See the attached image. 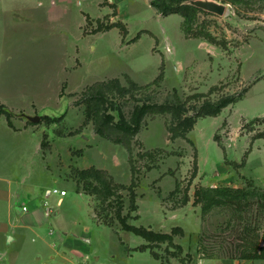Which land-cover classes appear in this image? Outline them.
<instances>
[{"label":"rangeland","instance_id":"1","mask_svg":"<svg viewBox=\"0 0 264 264\" xmlns=\"http://www.w3.org/2000/svg\"><path fill=\"white\" fill-rule=\"evenodd\" d=\"M215 1L226 4L224 14L199 8L191 22H185L189 32L183 31L187 39L199 38L209 49L199 45V40L183 38L184 17L181 20L180 13L159 17L148 0H132L126 14L129 33L125 41L119 26L108 33H91L85 41L92 40L97 48L85 49L82 64L69 73H63L56 65L55 56L45 55L44 46L58 43L59 32H42L38 20L27 12L5 15L0 21V94L8 105L16 108L12 118L15 125L26 123L33 129L19 135L29 139L30 150L33 139L41 136L44 163L53 178H68L70 167L76 178V168L94 166L107 171L104 178L114 193L108 195L106 185L102 190L97 188L100 182L95 177L77 182L79 188L90 191L99 223L86 214L83 201H89L88 195L81 198L72 194L74 200L61 207L64 211L61 225L76 232L81 233L86 218L90 219L92 241L85 244L84 251L92 257L77 264H264L262 259L241 260L225 255L227 239L233 236L229 229L222 228L226 227L231 213L218 207L203 214L199 201L198 191L202 186L264 189V0ZM114 10L113 16L116 7ZM110 15L103 29L111 23ZM118 21L126 27L123 20ZM34 26H39L35 34L30 32ZM89 28L92 29V21ZM137 34L139 37L133 40ZM19 42L13 50L12 45ZM64 51L63 60L68 59ZM9 53L13 59L7 57ZM194 56L198 68L192 61ZM180 62L187 64L185 68H180ZM162 64L164 78L156 82ZM129 69L135 80L124 73L117 78L119 86L126 90L115 88L108 93L110 101L118 107L110 110L116 119L119 112L130 119L135 106L145 101L174 103L192 115L204 101L239 93L243 97L217 115L198 116L185 134L172 130L178 123L172 112L147 113L132 139L131 155L125 145L95 131L93 117L87 118V104L83 100L85 89L95 80L110 79L111 75ZM69 75L72 83L59 79ZM26 110L34 112L31 115H40L41 119L27 123L21 115ZM46 115L64 117L49 121L42 117ZM4 156L0 162L4 171L23 169L15 148L8 149ZM48 179L49 176L37 177L36 181ZM8 180L2 179V185L16 195L18 186H9ZM65 186L69 189V182ZM132 193H135V206ZM23 202L25 199L20 204ZM49 206L55 207L54 202ZM119 210L121 215L128 214L129 223L158 232L172 233L175 227L180 228L173 233V241L182 245L181 255L185 260L176 256V248L168 246V241L155 243L154 251L160 255L159 259L150 248L134 249L149 241L123 228ZM249 211L251 217L259 212L257 205ZM3 215H0V227H7ZM49 224L48 228L55 233L58 223ZM217 232L218 238H213ZM202 235L209 251L215 253L213 257L199 251ZM53 242L47 232H33L23 245L10 248L3 264H49L51 254L59 248ZM13 252L21 255L13 259Z\"/></svg>","mask_w":264,"mask_h":264},{"label":"crops","instance_id":"2","mask_svg":"<svg viewBox=\"0 0 264 264\" xmlns=\"http://www.w3.org/2000/svg\"><path fill=\"white\" fill-rule=\"evenodd\" d=\"M105 1H108L107 4L103 3ZM131 1L132 0H0V21H2L5 15H10L11 17L27 12L30 17L34 15L38 20L42 32L49 33L55 30L59 32L61 35L60 41L50 46L45 45V55L55 56L57 59L55 61L57 63L56 65L61 67L63 73H69V71L77 69L82 64L81 56L85 49L95 50L97 48V45H94L92 40L87 39L85 41V37H89L91 33H95L94 29H96L100 22L104 25L107 21V15L111 14V25L108 24L110 26L96 32L108 33L114 27L119 26L115 23L119 22L118 20L121 19L126 25L127 34L129 33L126 14L129 13L128 6ZM151 1L152 0H148L149 4L155 9L157 15L159 17L164 16L151 4ZM114 4L116 6H114ZM115 7L116 15L113 16L112 13L115 12ZM172 13L179 14L177 12ZM90 21H92V29H88ZM39 26L31 27L30 32L34 34L37 33ZM119 31L121 32L120 26ZM121 35L123 36L122 33ZM126 36H123V42ZM182 36L187 41L199 40V45H205L208 49L210 47L199 38L187 39L184 36L183 29ZM19 44L20 42L16 45H12L11 48L15 50ZM64 49H66V52ZM63 51L64 55L66 53L68 59L65 58V60H63ZM210 52L211 51L208 50V53ZM11 55L12 53H9L7 57L13 59V55ZM195 59H197L196 56L193 57L192 61L194 62ZM194 63L198 68L197 62ZM179 65L180 68H185L187 64L180 62ZM207 66L208 65H206V67ZM124 73H128L130 77L134 79L132 69H129V72L124 71L116 75H111L109 78L119 77ZM70 76L71 75L66 78H62L61 76L59 79L61 82L68 80L72 83L73 80H70ZM102 79L105 80L107 78L97 80ZM0 103L5 104L6 107L14 113V116L16 115V108L8 105V102L4 99L2 94H0ZM32 111L35 110L33 109ZM32 111L26 110L24 113H34ZM25 119L28 123V119L26 117ZM28 130L33 129L27 126L26 123L19 126L15 125L13 122L12 126L6 114L0 115V162L5 159L4 153L8 149L15 148L19 154L18 160L22 161L21 167L23 168L21 170L13 168L11 171H4V169L0 167V215L4 214L2 217L7 223V227H0V264L5 262L11 247L23 245L25 239L33 232H47L53 237V243L59 244V248H55L51 254V261L49 264H77L80 261H87V259L92 257L89 253L84 251L86 248L85 244L92 241V232L90 231L91 224H89L90 219L88 218L87 220L86 218L83 224L84 230L81 233L76 232L72 230L70 226L61 225L64 218L62 215L64 211L61 207L74 200L72 194L76 193L77 196H81V198L84 195H88L90 197L89 201H85V199L83 201V205L86 206V211L88 212L86 214L99 223L92 205V195L78 188L77 181L72 176L71 167L68 178H53L52 171H48L44 163L45 159L43 158L44 153L42 150L41 136L33 139L35 141H33V148L30 150L29 139L23 137V135H19L28 132ZM13 133L18 135H14ZM32 173L35 175L32 176ZM47 176H49L48 180H42L41 182L36 181L37 177H39V179H47ZM4 178L9 179L6 182L9 186H18L19 192H17L16 195H12V190L9 188L8 191L6 186L2 185L1 181ZM68 182L69 189L65 186V183ZM52 187L66 189L67 193L65 195L58 193L56 198H54V193L51 192ZM22 199H25L26 202L20 204ZM52 201L55 204L53 208L49 206V204L52 206ZM86 202H89V207ZM24 207L27 208L24 209ZM52 221L58 223V228L55 233H53L51 228H48V226L51 227L49 223ZM20 255L21 253L16 252L15 254V252H13L12 258L14 259V257L16 258Z\"/></svg>","mask_w":264,"mask_h":264},{"label":"trees","instance_id":"3","mask_svg":"<svg viewBox=\"0 0 264 264\" xmlns=\"http://www.w3.org/2000/svg\"><path fill=\"white\" fill-rule=\"evenodd\" d=\"M151 4L162 14H169L172 12L180 13L184 17L182 29L185 34L189 32V29H185V22H191L196 11L199 10L198 7L191 3H184V0H152ZM115 24L120 26L122 34L125 37L127 35V28L124 25L119 24V22ZM110 25H107V27ZM103 27V23L100 22L94 31L102 30ZM139 34H137L133 40L137 39ZM192 36L197 37L198 35ZM163 78L164 67L162 64L160 73L154 81L159 82ZM119 82L120 80L117 77L107 80H97L87 86L83 94V100L87 104V118L93 117L95 131L101 136L116 143H122L129 149L131 155L132 139L139 132L142 120L147 113L152 111L159 113L166 111L172 112L178 122L175 126H173L172 130L176 133L185 134L192 129L198 116L217 115L225 106L230 103H235L243 97V93H239L237 95L222 96L217 101H204V103L200 106L199 111L192 115L186 114V109L174 103L159 104L145 101L142 104H137L135 106L130 119H127L122 112H119L120 117L119 119H116V115L110 110L118 109V107L110 101L108 93L109 91L115 90V88H118L119 90H126L125 87L119 86ZM1 114H6L9 123L13 126L11 118L14 116V113L3 103H0V115ZM42 117L47 118L49 121H57L62 119L64 115L58 117L46 115ZM262 134L264 133L262 132ZM74 171L77 172L75 179H77L78 184L81 179L95 177L96 180L100 182V186H97V188L102 190L103 186L106 185L105 189L108 190V195L114 194L111 189L109 190V182H107L104 178V175L107 173L106 170L91 166L81 169L76 168ZM73 175L75 177V174ZM116 185L119 187H126V185L120 183H116ZM84 191L90 193L88 190ZM198 195L203 214H206L218 207L225 208L231 213L230 219L226 222V227L222 228V230L229 229L231 235L233 236L231 240L227 239L228 245L225 248V255L230 258L241 260H264V189H259L257 187H255V189H248L246 187L233 186H202L198 191ZM131 201L132 205L135 206V193H132ZM255 205H257L259 212L251 217L248 215V213H250L249 208H253ZM118 217L120 218L124 229L141 235L149 241V243H142L134 249L147 250L150 248L152 255L159 259L161 257L156 251H154V246H156L160 241H168V246L171 245L176 248V256L185 260V257H182L181 255L183 252L182 245L175 244L173 241V233L180 230V228L175 227L172 230V233L158 232L143 225L138 226L129 223L127 221L128 214L121 215L120 210L118 212ZM218 233L219 232L214 233L212 235L213 238H218ZM155 243L157 244L155 245ZM199 245V251L202 252L204 256L213 257L215 255V253L209 251L205 242V236L202 235L199 240ZM187 255L190 257L189 254Z\"/></svg>","mask_w":264,"mask_h":264},{"label":"water","instance_id":"4","mask_svg":"<svg viewBox=\"0 0 264 264\" xmlns=\"http://www.w3.org/2000/svg\"><path fill=\"white\" fill-rule=\"evenodd\" d=\"M190 3L198 8H202L220 15L224 14L226 11V4L217 2L215 0H191ZM21 115L34 122H38L41 119V116L38 114L30 115L22 112Z\"/></svg>","mask_w":264,"mask_h":264},{"label":"built area","instance_id":"5","mask_svg":"<svg viewBox=\"0 0 264 264\" xmlns=\"http://www.w3.org/2000/svg\"><path fill=\"white\" fill-rule=\"evenodd\" d=\"M52 193H60L61 195H65L67 193L66 189H59V188H53L51 189ZM27 207H24L26 209Z\"/></svg>","mask_w":264,"mask_h":264}]
</instances>
